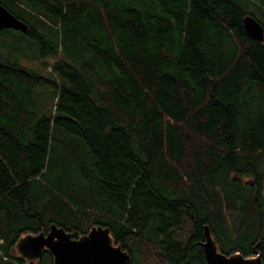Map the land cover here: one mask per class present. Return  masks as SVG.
Masks as SVG:
<instances>
[{"label":"trees","instance_id":"16d2710c","mask_svg":"<svg viewBox=\"0 0 264 264\" xmlns=\"http://www.w3.org/2000/svg\"><path fill=\"white\" fill-rule=\"evenodd\" d=\"M0 3L27 24L0 29V264H34L14 244L49 223L106 226L127 264H204L207 224L221 252L257 244L264 264V39L242 26L264 29L262 14L241 0ZM45 57L46 74L25 65Z\"/></svg>","mask_w":264,"mask_h":264},{"label":"water","instance_id":"95a60500","mask_svg":"<svg viewBox=\"0 0 264 264\" xmlns=\"http://www.w3.org/2000/svg\"><path fill=\"white\" fill-rule=\"evenodd\" d=\"M245 34L256 40L264 39L263 26L251 15L242 19ZM10 28L25 32L27 24L11 14L0 3V29ZM204 264H262L261 255L252 246V254L243 256L239 252L225 254L217 248L207 224L202 225V239L198 241ZM16 253L26 261L38 259L46 250L52 264H127L130 254L115 244L106 226L94 224L87 232L72 237L62 227L49 223L45 231L29 232L20 236L15 244Z\"/></svg>","mask_w":264,"mask_h":264},{"label":"rangeland","instance_id":"374dc122","mask_svg":"<svg viewBox=\"0 0 264 264\" xmlns=\"http://www.w3.org/2000/svg\"><path fill=\"white\" fill-rule=\"evenodd\" d=\"M242 1V3H243V5H244V8L247 10V11H250V12H252V13H254L259 19H260V15L262 14V17H261V21L263 22V24H264V7L260 4V1L259 0H241ZM254 5L256 6V5H258L259 7H261V11L262 12H258V11H254ZM253 17V16H252ZM7 34H9V33H7ZM53 60V58H51V57H45V58H43V59H40V60H36V61H33L32 63L31 62H29V61H27L26 63H25V65H27L29 68H32V69H36V70H38V71H40V73H42V74H46V71L45 70H43L42 68H41V64H40V62H42V61H48V62H51ZM102 89V88H101ZM42 255V254H41ZM41 257V256H40ZM39 257V258H40ZM39 258L38 259H36V260H30V261H32L34 264H36L37 263V261L39 260ZM52 258V257H51Z\"/></svg>","mask_w":264,"mask_h":264}]
</instances>
